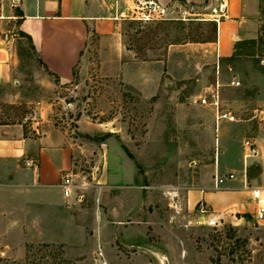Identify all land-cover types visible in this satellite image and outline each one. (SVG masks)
I'll list each match as a JSON object with an SVG mask.
<instances>
[{
	"label": "rangeland",
	"instance_id": "rangeland-1",
	"mask_svg": "<svg viewBox=\"0 0 264 264\" xmlns=\"http://www.w3.org/2000/svg\"><path fill=\"white\" fill-rule=\"evenodd\" d=\"M152 1L168 9L165 19L120 15L116 40L104 44L130 68L124 76L104 68L114 60L100 58L91 33L73 80L47 90L34 81L42 66L17 29L16 3L0 0V38H15L22 92L48 102L54 124L79 145L69 228L49 241L0 234V264H264V220L224 216L211 226L208 211L185 204L217 158L218 174L226 173V128L238 138L239 126L257 123L264 110V0L258 35L226 58L212 44L211 0ZM216 81L220 106L235 117L217 132L214 111L198 100ZM3 108L15 118L31 111L25 103Z\"/></svg>",
	"mask_w": 264,
	"mask_h": 264
},
{
	"label": "crops",
	"instance_id": "crops-1",
	"mask_svg": "<svg viewBox=\"0 0 264 264\" xmlns=\"http://www.w3.org/2000/svg\"><path fill=\"white\" fill-rule=\"evenodd\" d=\"M186 1L205 3V0ZM221 1L226 3L225 15L217 25L216 40L212 44L217 57L226 58L233 54L236 44L258 35L259 4L258 0H211L212 7ZM130 2L17 0L16 7L23 15L16 24L17 29L30 36L36 57L59 78L55 83L53 75L41 65L34 68V81L47 90L70 83L74 69L84 60V48L91 33L99 36L100 58L114 60L108 65L110 68H104L124 76L130 68L119 64L118 54L106 51L104 44L117 36L118 17L126 11L131 16L133 4ZM14 39L0 38V234H14L25 242L49 241L65 234L71 223L70 207L76 202L63 196L59 182L65 175H75L79 145L54 124L48 102L31 101L22 92L24 74L19 67ZM21 103L31 111L19 118L3 108L4 105L13 111ZM258 117L257 123L248 121L239 126L238 138L234 139L228 132L233 126L226 128V173L233 172L235 178L223 188H212L213 169L218 174L217 158L215 165H208L210 173L205 180L187 190L185 204L190 211H208V217L216 218L236 215L238 220L253 218L255 204L244 185L264 187V110L259 111ZM219 123L215 124L216 132ZM245 138L257 144L259 153L243 161ZM214 140L216 147L223 141L217 136ZM230 152L234 155L232 158H229ZM29 160L35 165L27 166L25 162ZM201 215L199 218L206 216Z\"/></svg>",
	"mask_w": 264,
	"mask_h": 264
},
{
	"label": "built area",
	"instance_id": "built-area-1",
	"mask_svg": "<svg viewBox=\"0 0 264 264\" xmlns=\"http://www.w3.org/2000/svg\"><path fill=\"white\" fill-rule=\"evenodd\" d=\"M17 0H13L16 3ZM133 8L130 10L131 16L128 15L127 11L125 12L126 16H130L132 19H136L142 22H149L155 20L165 19V15L168 13L167 8L160 6L152 0H138L137 3L134 0H131ZM226 3L221 1L217 6L210 9V21L214 22L216 26L222 20L225 15ZM186 13V11H184ZM231 85H239V82L236 80H231ZM219 81H216L214 84L209 85L204 90L203 94L198 96V100L201 105L210 106L214 111L215 124H218L221 121L234 122L235 117L231 114L229 110H224L220 106V96H219ZM243 161H246L248 158H252L258 155L259 150L257 144L250 138H245L242 141ZM27 166H34L32 160L26 161ZM235 175L233 172H228L222 175L217 173L213 177V189H220L226 186V184L233 180ZM59 186L62 190V194L65 198H70L74 189L77 187L76 183L73 180V177L70 175H65L61 178ZM246 189L250 191V198L255 204L254 220L260 222L264 220V187L263 186H250L249 184L244 185ZM205 220V218H203ZM223 218L211 217L207 218L205 222L211 226H218L220 220ZM150 264V263H149Z\"/></svg>",
	"mask_w": 264,
	"mask_h": 264
},
{
	"label": "trees",
	"instance_id": "trees-1",
	"mask_svg": "<svg viewBox=\"0 0 264 264\" xmlns=\"http://www.w3.org/2000/svg\"><path fill=\"white\" fill-rule=\"evenodd\" d=\"M15 13H16V16H17V18H18V21H17V22H19L20 18L23 16V15H22V12H21L18 8H16ZM214 24H215V23H214ZM215 25H216V24H215ZM19 33H20V35H22V36H24V37H26V38L28 39V41L30 42V46H31V48L33 49V46H32V44H31L30 36L26 35L25 33L21 32V31H20ZM38 61H39V63L44 67V69H45L49 74L53 75L55 83H58V81H59L58 76H57L56 74H54L53 72L49 71L48 68L42 63V61H41L40 59H38ZM73 73H74V72H73Z\"/></svg>",
	"mask_w": 264,
	"mask_h": 264
}]
</instances>
